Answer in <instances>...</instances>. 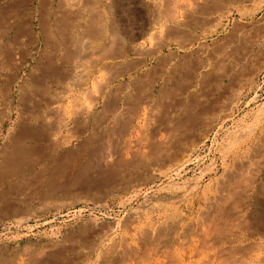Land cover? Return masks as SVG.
Masks as SVG:
<instances>
[{
  "label": "rangeland",
  "instance_id": "374dc122",
  "mask_svg": "<svg viewBox=\"0 0 264 264\" xmlns=\"http://www.w3.org/2000/svg\"><path fill=\"white\" fill-rule=\"evenodd\" d=\"M189 1L43 2L48 31L0 96V174L20 131L47 130L46 146L24 143L48 153L0 175V264H264V236H250L264 220V0ZM222 180L258 194L230 198L212 226L206 198ZM179 215L156 240L142 233Z\"/></svg>",
  "mask_w": 264,
  "mask_h": 264
},
{
  "label": "bare ground",
  "instance_id": "6f19581e",
  "mask_svg": "<svg viewBox=\"0 0 264 264\" xmlns=\"http://www.w3.org/2000/svg\"><path fill=\"white\" fill-rule=\"evenodd\" d=\"M66 1V0H65ZM74 1V0H73ZM156 1V0H155ZM162 1V0H161ZM192 3H194L193 1H195V0H190ZM189 1V2H190ZM199 1V0H198ZM197 0H196V2H198ZM69 2V1H68ZM67 2V3H68ZM152 2V1H151ZM150 2V3H151ZM190 2V3H191ZM200 2V1H199ZM65 3V2H64ZM168 3V2H167ZM170 4H171V2H169ZM168 3V4H169ZM173 3V2H172ZM189 3V4H190ZM73 4V3H72ZM71 4V5H72ZM166 4V3H165ZM196 4V3H195ZM211 4V3H210ZM66 5V4H65ZM154 5V4H153ZM156 6H157V4H155ZM167 5V4H166ZM174 5V4H173ZM150 7L152 8V7H154V6H151L150 5ZM158 8L157 9H161L162 7H159V5L157 6ZM167 7H168V9L166 10V11H168L169 12V10L171 9L170 8V6H168L167 5ZM167 7H165V8H167ZM171 7H173V6H171ZM72 8V7H71ZM154 8H156V7H154ZM170 8V9H169ZM176 8V7H175ZM187 8H188V6H187ZM174 9V7L172 8V10ZM185 9V8H184ZM189 9H192V8H189ZM215 9V8H214ZM187 10V9H186ZM193 10H195V9H192V11ZM197 10H199V9H197ZM162 11H163V9H162ZM166 11H164L163 13L165 14L164 16H166V13H168V12H166ZM185 11V10H184ZM191 11V10H190ZM189 11V12H190ZM171 12H173V13H171V15L172 14H174V11H171ZM187 12H188V10H187ZM200 12V11H199ZM190 13H192V12H190ZM159 14V13H158ZM161 14V13H160ZM169 14V13H168ZM185 14V13H184ZM161 16V15H160ZM185 16V15H184ZM161 17H163V14H162V16ZM175 17V16H174ZM151 18V17H150ZM212 18V17H211ZM176 22H177V20H175ZM154 22V21H153ZM172 22H173V20H172ZM150 23V22H149ZM179 23V22H178ZM178 25V24H177ZM46 26V25H45ZM27 29V28H26ZM182 30V29H181ZM147 33V32H146ZM154 33V32H153ZM185 33V32H184ZM184 38V37H183ZM149 46V45H148ZM95 47H97V45L95 46ZM121 47V46H120ZM107 48V47H106ZM143 48V47H142ZM122 52V51H121ZM99 53V52H98ZM110 55V54H109ZM112 55V54H111ZM118 55V54H117ZM48 56V55H47ZM107 56V55H106ZM54 58V57H53ZM76 59V58H75ZM97 61V60H96ZM104 63V62H103ZM109 63V62H108ZM107 63V64H108ZM113 63V62H112ZM111 63V64H112ZM97 64V63H96ZM213 65V64H212ZM104 66V65H103ZM225 67V66H224ZM104 68V67H103ZM226 68V67H225ZM108 69V68H107ZM80 70V69H79ZM197 70V69H196ZM48 72V71H47ZM113 72V71H112ZM74 73V72H73ZM101 73V72H100ZM207 73H210V72H207ZM212 73H213V71H212ZM84 74V73H83ZM114 74V73H113ZM239 74V73H238ZM46 75V74H45ZM75 75V74H74ZM102 75V74H101ZM109 75V74H108ZM195 75V74H194ZM216 75V74H215ZM106 76H107V74H106ZM112 76V75H111ZM114 76H116V75H114ZM237 76V75H236ZM207 77V76H206ZM64 78V77H63ZM78 79H79V77H77ZM205 78V77H204ZM81 79V78H80ZM108 79H111L110 77L108 78ZM239 79V78H238ZM237 79V80H238ZM107 80V79H106ZM236 80V81H237ZM83 81V80H82ZM78 82V81H77ZM94 83V82H93ZM211 83V82H210ZM104 84V83H103ZM206 84V83H205ZM100 85H102L101 83H100ZM181 88V87H180ZM99 89V88H98ZM88 90V89H87ZM104 90H105V87H104ZM187 90V89H186ZM105 93V92H104ZM100 94H102V92L100 93ZM104 96V95H103ZM52 97V96H51ZM224 97V96H223ZM75 98V97H74ZM226 98V97H225ZM50 99V98H49ZM217 99V98H216ZM45 101H46V99H45ZM220 101V100H219ZM75 104H77V103H75ZM74 104V105H75ZM154 104V103H153ZM49 105V104H48ZM55 105V104H54ZM71 105V104H70ZM81 105V104H80ZM83 105V104H82ZM57 106V105H56ZM55 106V107H56ZM60 106V105H59ZM72 106V105H71ZM77 106V105H76ZM79 106V105H78ZM84 106V105H83ZM82 106V107H83ZM58 107V106H57ZM224 107V106H223ZM59 108V107H58ZM152 108V107H151ZM154 108V107H153ZM84 109V108H83ZM155 109V108H154ZM224 109V108H223ZM60 110H62V109H60ZM76 111H79V110H77V109H75ZM80 110H81V108H80ZM75 111V112H76ZM154 111V110H153ZM225 111V110H224ZM149 112V111H148ZM54 113H56V112H53V114ZM77 113V112H76ZM75 113V114H76ZM223 113V112H222ZM52 114V115H53ZM70 114V113H69ZM76 115H78V114H76ZM230 114L229 113H227V115H226V117L227 116H229ZM153 116V115H152ZM140 117V116H139ZM32 118H34V117H32ZM222 118H224V117H222ZM80 119V118H79ZM113 119V118H112ZM197 119V118H196ZM225 119V118H224ZM228 119H229V117H228ZM194 120V119H193ZM198 120V119H197ZM222 120V119H221ZM36 121V120H35ZM61 121V120H60ZM116 121V120H115ZM201 121V120H200ZM203 121V120H202ZM224 121V120H223ZM222 121V122H223ZM23 122V121H22ZM109 122V121H108ZM220 122V121H219ZM182 123V122H181ZM193 123V122H192ZM62 124V123H61ZM107 124V123H106ZM145 124V123H144ZM178 124V123H177ZM176 124V125H177ZM64 125V124H63ZM138 125V124H137ZM208 125V124H207ZM217 125V124H216ZM221 125V124H220ZM195 126V125H194ZM192 127V128H196L197 126H195V127ZM138 127V126H137ZM218 127V126H217ZM37 128V127H36ZM49 128V127H48ZM55 128V127H54ZM96 128V127H95ZM111 128V127H110ZM127 128H128V126H127ZM24 129H26V127L24 128ZM34 129V128H33ZM47 129V128H46ZM52 129H53V127H52ZM55 129H60V127L59 128H55ZM206 129V128H205ZM18 130V129H17ZM20 130V129H19ZM37 130H38V128H37ZM177 130V129H176ZM205 131V130H204ZM203 131V132H204ZM17 132H19V131H17ZM119 132V131H118ZM199 132H200V130H199ZM198 132V133H199ZM188 133L190 134L189 136H187L188 137V139L186 140V141H184L183 143H187V146L188 145H191L193 142H194V135H196V133H191V130H190V132L188 131ZM48 134V131L47 130H43V131H36L35 129L33 130V131H29V129H28V131L27 130H24V131H20L17 135H15L13 138L15 139V141L13 142V148H12V151H8V152H11V153H9L8 155H6L5 156V158H4V163H3V165H2V167H3V171H2V173L0 174V175H7V174H9V173H11V175L13 174H15L16 173V175L18 174V176L20 175V174H22V173H24V172H26L28 169V164H29V161H32V160H34V162L33 163H39V161H41L42 162V160L43 159H45L46 158V155H47V149L46 150H44V147H42L43 148V150H41V149H39L40 148V146H39V148L38 147H36V146H34V145H32V144H25L24 142H25V139H30V141H32V142H37V140L38 141H40L41 142V145H43V146H46V145H44V141H45V139L47 138L46 137V135ZM200 134V133H199ZM263 134V133H262ZM58 135V134H57ZM67 135V134H66ZM182 135V134H181ZM216 135V134H215ZM179 136V135H178ZM261 136V135H260ZM76 137V136H75ZM198 137H199V135H198ZM205 137V136H204ZM181 138V137H180ZM260 138V137H259ZM51 139V138H50ZM256 139V138H255ZM260 139H262L261 141H262V143L260 144L261 146H263L264 145V138H260ZM69 140V139H68ZM196 141H197V139H196ZM67 142H69V141H67ZM66 142V143H67ZM258 142V141H257ZM182 143V144H183ZM181 144V145H182ZM197 144V143H196ZM40 145V144H39ZM57 145V144H56ZM80 145V144H79ZM192 145H194V144H192ZM258 145V144H257ZM256 145V146H257ZM11 146V145H10ZM261 146H259V147H261ZM180 147V146H179ZM184 147H186V145L184 146ZM254 147V146H253ZM264 147V146H263ZM262 148V147H261ZM181 149V148H180ZM250 149V148H249ZM182 150V149H181ZM169 151V150H168ZM176 151V150H175ZM7 152V153H8ZM165 152V151H164ZM172 152V151H171ZM179 152H180V150H178V151H176V152H172V153H170V154H167L166 156L165 155H163L162 157H160V158H158V165H160V166H165L166 164H168L169 162H172V161H174V160H176L177 161V159H178V155H179ZM249 152V151H248ZM259 152V151H258ZM62 153V152H61ZM163 153V152H162ZM186 153V152H185ZM261 153V152H260ZM33 154H37V158L35 157H32V155ZM155 154V153H154ZM67 155H68V152L67 151H65V153L64 154H62V156H60V157H63V159H66L67 158ZM160 155V154H159ZM108 156V155H107ZM151 156V155H150ZM108 157H110V156H108ZM107 157V158H108ZM187 157V156H186ZM112 158V157H111ZM181 158V157H180ZM237 158V157H236ZM261 158V157H260ZM154 159V158H153ZM182 159V158H181ZM246 159V158H245ZM107 160V159H106ZM189 159L188 158H186V159H183V161H182V163H181V165H179L180 167H182V166H184L186 163H188L187 161H188ZM157 161V160H156ZM240 161V160H239ZM252 161V160H251ZM263 161H264V157H263ZM154 162H155V160H154ZM250 162V161H249ZM246 163V162H245ZM31 164H32V162H31ZM236 164V163H235ZM35 165V164H34ZM157 165V166H158ZM255 165V164H254ZM231 166V165H230ZM31 167V166H30ZM258 167V166H257ZM32 168V167H31ZM179 168V167H178ZM230 168V167H229ZM236 168H238L237 170H239V169H242V165H241V167L240 166H236L235 168H230V170L229 171H227V172H230L229 174H227V175H230L231 173H233V170L234 169H236ZM258 168H260V166L258 167ZM27 169V170H26ZM1 171V170H0ZM244 171V170H243ZM236 172H238V171H236ZM251 172H253V170L251 171ZM236 175L238 174V173H235ZM234 174V175H235ZM23 175V174H22ZM233 175V174H232ZM244 175V174H243ZM8 176V175H7ZM4 177V176H3ZM2 177V178H3ZM244 177V176H243ZM258 177V176H257ZM41 178V177H40ZM43 178V177H42ZM233 178V177H232ZM231 178V179H232ZM235 178V177H234ZM237 178V177H236ZM235 178V179H236ZM222 179H224V178H222ZM229 179V178H228ZM255 179V178H254ZM239 180V179H238ZM225 181H227V180H225ZM240 181V180H239ZM242 181V180H241ZM250 181V180H249ZM232 182H234V181H232ZM20 183H21V181H20ZM218 183V182H217ZM221 182H219V184H220ZM259 184V183H258ZM226 185H229V184H226ZM231 185V184H230ZM238 186V185H237ZM241 186V185H240ZM252 186V185H251ZM251 186H249V185H246V186H243V187H238V188H233V185L229 188V187H227V186H225V184H224V182H223V180H222V184H221V186H219V188L217 189V191H216V193L214 194V196L212 195V197H208V198H206L207 199V203H206V205H207V208H206V211H204V213H203V216L205 217V220H207L210 224L211 223H213V222H215L216 220H220V219H222V216H229L230 215V212L229 211H227V210H225V207H224V205H226V204H224V203H226L230 198H237V199H239V198H248L249 200H246V199H244V200H246L247 202L248 201H251V202H249V204L251 203V205H252V201H253V196L255 195V193H257L258 192V189H256L254 186L253 187H251ZM232 188V189H231ZM203 191V190H202ZM181 193V192H180ZM204 193V192H203ZM262 193V192H261ZM258 194V193H257ZM257 197V196H256ZM263 198V197H262ZM235 200V199H234ZM234 200H232V201H234ZM241 200V199H240ZM165 201V200H164ZM230 201V200H229ZM228 201V202H229ZM244 202V201H239V203L240 204H242L243 206H246L248 203L247 202ZM181 202V201H180ZM206 202V201H205ZM231 202V201H230ZM232 203V202H231ZM237 203H238V200H237ZM236 203V205H238ZM257 203H258V200H257ZM239 204V205H240ZM256 204V203H255ZM254 204V205H255ZM232 205V204H231ZM234 205V204H233ZM241 205V206H242ZM250 205V206H251ZM254 205H253V207H254ZM14 206V205H13ZM18 206V205H17ZM235 206V205H234ZM257 206V205H256ZM206 207V206H205ZM252 207V206H251ZM250 207V208H251ZM252 207V208H253ZM10 208H12V207H10ZM259 208V207H258ZM227 209V208H226ZM228 209L230 210L231 208L230 207H228ZM245 209H247V208H245ZM202 210V209H201ZM248 210H249V208H248ZM253 210V209H252ZM244 212V211H243ZM242 212V213H243ZM145 213V212H144ZM235 213H236V211H235ZM253 213H255V210L254 211H251V213H250V215L252 214V218L255 216ZM167 214V213H166ZM169 214V213H168ZM167 214V215H168ZM172 214V213H171ZM177 215H178V213H177ZM183 215V214H182ZM182 215H179V217H178V219L176 218V220H174V221H172V222H170V224L168 225V226H165V227H158V229L157 228H155V229H157V230H155L154 229V227L153 228H151V229H149V228H147V229H143L144 231H142V233L143 234H145L146 236H147V238H150V240L151 239H153V240H156L157 239V237L156 236H160L163 232H165L167 229H172V228H174L178 223H180V225H182L181 224V222H179V221H181L182 220ZM242 215V214H241ZM249 215V216H250ZM254 215V216H253ZM260 215V214H259ZM244 217H246V215H243ZM156 217V216H155ZM168 217V216H167ZM173 217V216H172ZM171 217V218H172ZM232 217H233V215H232ZM248 217V216H247ZM246 217V218H247ZM257 217H258V215H257ZM186 218V217H185ZM261 218V217H260ZM224 219V218H223ZM262 219V218H261ZM261 219H259V218H256L255 219V223L253 224V230H251L250 231V236H251V238H252V236H257V235H262V236H264V220H261ZM146 220V219H145ZM251 220V219H250ZM159 221V220H158ZM168 221V220H167ZM183 221V220H182ZM240 221V220H239ZM248 221V220H247ZM183 222H185V221H183ZM245 222V221H244ZM165 224H166V222H164ZM163 223V224H164ZM169 223V222H168ZM167 223V224H168ZM218 223V222H217ZM120 224V223H119ZM146 224V223H145ZM192 224V223H191ZM200 224V223H199ZM204 224V223H203ZM249 224V223H248ZM250 224H252V223H250ZM142 225H143V223H142ZM161 225H162V223H161ZM179 225V224H178ZM179 225V226H180ZM187 225H189V224H187ZM195 225V224H194ZM212 226H213V224H211ZM216 224H214V226H215ZM233 225V224H232ZM196 226H197V224H196ZM219 226V225H218ZM229 226V225H228ZM157 227V226H156ZM178 227V226H177ZM176 227V228H177ZM191 227V226H190ZM230 227V226H229ZM232 227V226H231ZM245 227V226H244ZM192 228V227H191ZM205 228V227H204ZM141 229V228H140ZM153 229V230H152ZM200 229V228H199ZM246 229V228H245ZM251 229V228H250ZM176 230V229H175ZM186 230V229H185ZM216 230V229H215ZM215 230H213V231H215ZM224 230V229H223ZM249 230V229H248ZM132 231V230H131ZM134 231V230H133ZM187 231V230H186ZM208 231V230H207ZM212 231V232H213ZM216 231H218V229L216 230ZM215 231V232H216ZM228 231V230H227ZM135 232H136V230H135ZM140 232V231H139ZM173 232V231H172ZM212 232H210V233H212ZM222 232V231H221ZM174 233V232H173ZM182 233H183V231H182ZM214 233V232H213ZM236 233V232H235ZM111 234H112V232H111ZM160 234V235H159ZM168 234V233H167ZM232 234V233H231ZM247 234V233H246ZM199 235V234H198ZM207 235V234H206ZM204 236V237H207V236ZM162 236V235H161ZM180 236V235H179ZM215 236V235H214ZM213 236V237H214ZM240 236V235H239ZM156 237V239H154ZM208 237H209V234H208ZM213 237H212V239H213ZM147 238L145 239V241H147ZM223 238V237H222ZM264 238V237H263ZM142 239V238H141ZM254 239V238H253ZM259 239H260V236H259ZM161 240V239H160ZM201 240V239H200ZM209 240V239H208ZM234 240V239H233ZM264 240V239H263ZM262 240V241H263ZM144 241V240H143ZM202 241V240H201ZM215 241V240H214ZM238 241V240H237ZM259 241H261V240H259ZM186 242V241H185ZM200 242V241H199ZM213 242V241H212ZM225 242V241H224ZM224 242H223V244H224ZM158 243V242H157ZM180 243V242H179ZM218 243V242H217ZM254 243V242H253ZM252 243V244H253ZM256 243V245H258L259 244V242H255ZM258 243V244H257ZM263 243V242H262ZM147 244V243H146ZM150 244V243H149ZM159 244V243H158ZM181 244H182V242H181ZM200 244V243H199ZM233 244V243H232ZM137 245V244H136ZM157 245V244H156ZM243 245V244H242ZM241 245V246H242ZM262 245H264V243L263 244H260V246H262ZM107 246V245H106ZM205 245H203V247H204ZM209 246V245H208ZM229 247H230V245H228ZM232 246V245H231ZM239 245H237V247H238ZM259 246V245H258ZM199 247V246H198ZM233 247V246H232ZM254 247V246H253ZM263 247V246H262ZM163 248V247H162ZM200 248H201V246H200ZM224 248V247H223ZM228 248V247H227ZM236 248V247H235ZM234 247H233V249H235ZM239 248H241L240 246H239ZM250 248V247H249ZM128 250H129V247L127 248ZM204 249V248H203ZM232 248H230V250H231ZM247 249V248H246ZM134 250V249H133ZM205 250V249H204ZM262 250H264V249H262ZM154 251V250H153ZM252 251H253V249H252ZM202 252V251H201ZM214 253V252H213ZM200 254V253H199ZM255 254H256V252H255ZM262 254V253H261ZM260 254V255H261ZM143 255V254H142ZM246 255V254H245ZM128 256V255H127ZM138 257V256H137ZM245 257H247V256H245ZM260 257V256H259ZM210 258V257H209ZM244 259V258H243ZM263 261H264V255L262 256V258H261ZM226 260V259H225ZM260 260V259H259ZM207 263V262H206ZM240 263V262H239ZM219 264V263H218ZM230 264V263H229ZM254 264V263H253ZM262 264H263V262H262Z\"/></svg>",
  "mask_w": 264,
  "mask_h": 264
},
{
  "label": "crops",
  "instance_id": "0c3cea01",
  "mask_svg": "<svg viewBox=\"0 0 264 264\" xmlns=\"http://www.w3.org/2000/svg\"><path fill=\"white\" fill-rule=\"evenodd\" d=\"M43 2L48 0H0V96H13L21 57H30L37 32L48 31L37 24V17L45 15L38 11L44 8Z\"/></svg>",
  "mask_w": 264,
  "mask_h": 264
}]
</instances>
